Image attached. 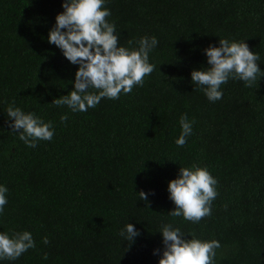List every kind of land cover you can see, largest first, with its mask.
I'll return each mask as SVG.
<instances>
[{
	"label": "trees",
	"instance_id": "1",
	"mask_svg": "<svg viewBox=\"0 0 264 264\" xmlns=\"http://www.w3.org/2000/svg\"><path fill=\"white\" fill-rule=\"evenodd\" d=\"M63 2L0 0V233L35 242L0 264H158L165 224L218 241L214 264H264V77L252 87L230 78L210 102L190 75L210 67L204 49L219 39L244 41L264 72V0H105L119 46L157 39L156 70L86 112L52 103L78 69L48 42ZM10 105L51 122L52 140L27 147L9 127ZM182 115L194 123L181 147ZM193 165L217 180L199 223L169 214L168 182ZM127 223L139 232L131 244L120 235Z\"/></svg>",
	"mask_w": 264,
	"mask_h": 264
},
{
	"label": "clouds",
	"instance_id": "2",
	"mask_svg": "<svg viewBox=\"0 0 264 264\" xmlns=\"http://www.w3.org/2000/svg\"><path fill=\"white\" fill-rule=\"evenodd\" d=\"M104 4L105 0H64V11L55 17L48 42L59 48L70 63L78 65L73 90L53 100L56 106H67L72 112H86L103 98L115 100L122 93H130L133 87L143 86L145 77L156 70V66L149 63V53L157 46V39L142 37L138 49L119 46L116 25L107 21L111 13ZM132 43L128 41V44ZM204 54L210 67L193 70L190 75L192 83L200 87L210 102L222 99L221 85L230 78L252 87L264 77L257 63L259 55L250 51L244 41L219 39V47L210 45L204 49ZM7 116L12 132L19 133V139L27 147L35 148L38 141L52 140L51 122L45 123L33 113L26 114L13 105L7 108ZM66 120L67 116H61L62 122ZM193 123L186 115L180 117L182 131L175 141L178 146L185 145ZM216 185L217 180L205 168L195 165L180 168L178 178L170 180L167 186L169 199L175 205L169 214L199 223L211 215L212 201L218 195ZM7 191L6 187L0 186V213L7 204ZM138 194L141 200L147 201L143 191ZM159 232L164 249L158 264H214L216 250L221 247L216 240L184 239L181 230L171 224L163 225ZM120 235L131 244L139 232L127 223ZM48 242L44 237L43 243ZM34 247L32 235L27 231L11 236L0 233V260L14 261ZM44 259H47L46 254Z\"/></svg>",
	"mask_w": 264,
	"mask_h": 264
}]
</instances>
